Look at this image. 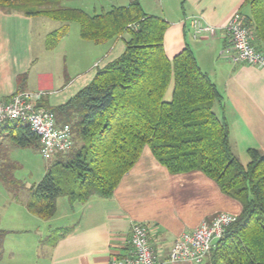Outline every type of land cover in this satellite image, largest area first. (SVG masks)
<instances>
[{
  "label": "trees",
  "instance_id": "1",
  "mask_svg": "<svg viewBox=\"0 0 264 264\" xmlns=\"http://www.w3.org/2000/svg\"><path fill=\"white\" fill-rule=\"evenodd\" d=\"M63 1L70 0H0V9L62 23L46 37L47 50L68 35L70 23H78L80 37L96 45L126 34L128 40L124 52L98 69L87 86L50 109L58 124L71 126L74 146L52 156L42 180L28 190V210L48 221L61 197L71 204L111 197L149 147L171 174L201 172L242 207L206 264H264V154L249 149L250 162L244 166L234 153L229 125L214 112L221 95L194 52L187 47L170 60L164 49L168 22L147 14L139 0L98 15L59 6ZM245 5L250 11L246 24L255 31L254 47L264 52V0H246ZM3 126L13 146L41 147L27 124ZM16 167L0 163V181L14 192L25 188L13 175ZM6 235L0 229V261Z\"/></svg>",
  "mask_w": 264,
  "mask_h": 264
},
{
  "label": "crops",
  "instance_id": "2",
  "mask_svg": "<svg viewBox=\"0 0 264 264\" xmlns=\"http://www.w3.org/2000/svg\"><path fill=\"white\" fill-rule=\"evenodd\" d=\"M139 2L147 14L168 22L164 37L167 57L172 60L190 48L200 69L215 84L221 100L215 104L214 112L228 123L233 150L241 163L249 164V149L264 154V67L234 64L223 54L230 44L223 28L235 13H240L246 22L250 15V11H244L248 8L246 0ZM196 16L214 26L216 35L194 39L190 20ZM45 19L0 9V101L28 91L45 93L40 101L44 108L65 104L93 80L98 69L117 58L111 56V51L120 40L127 41L124 35L106 43L110 49L102 60H109L101 65L94 59L103 55L102 47H90L95 55L87 62V52L79 54L88 46L87 41L79 35L73 48L69 43L67 51L79 62H67L64 70L56 69L50 62L56 48L47 50L46 37L62 25L51 28ZM81 79L84 80L80 82ZM3 127L0 126V163L8 161L17 166L10 159L17 147L3 133ZM18 194L5 188L0 193V229L7 231L0 264H110L114 258L128 254L136 223L150 228L152 244L162 249L160 264H194L166 261L177 238L182 233H193L218 213L239 217L242 210L238 201L223 194L217 183L203 173L171 174L157 162L149 147L143 149L111 197L94 196L84 204H71L61 197L56 214L48 221L28 210L29 191L24 199ZM208 261L209 257L204 264Z\"/></svg>",
  "mask_w": 264,
  "mask_h": 264
},
{
  "label": "built area",
  "instance_id": "3",
  "mask_svg": "<svg viewBox=\"0 0 264 264\" xmlns=\"http://www.w3.org/2000/svg\"><path fill=\"white\" fill-rule=\"evenodd\" d=\"M190 29L194 39L205 35L215 36L217 33L214 26L199 16L190 20ZM223 32L230 41L223 51L226 58L234 64L264 67V52L258 51L253 44L255 31L246 24L240 13L230 18ZM44 95L43 92L22 91L13 94L7 101H0V126L9 122L27 124L39 138L42 156L49 159L56 153L69 152L74 141L71 126L58 124L50 109L39 106ZM237 220V215L218 213L210 221H204L193 233H182L171 247L166 261L203 264L227 229ZM130 245L128 254L120 259L114 258L110 264H160L162 249L152 244L148 225H133Z\"/></svg>",
  "mask_w": 264,
  "mask_h": 264
},
{
  "label": "rangeland",
  "instance_id": "4",
  "mask_svg": "<svg viewBox=\"0 0 264 264\" xmlns=\"http://www.w3.org/2000/svg\"><path fill=\"white\" fill-rule=\"evenodd\" d=\"M129 3H130V0H70V1L61 2L59 6L79 8V9L85 10L91 15H97L102 12L110 10L113 6H126ZM24 9H22V11ZM244 11L245 13H247L249 11V8L246 7ZM45 21H47L49 27L51 28H53L56 25H63L60 22L59 24L58 22H54V21L47 20V19H45ZM79 35H80L79 24L70 23L69 33L67 36L68 38L67 40H65L66 42L65 43L62 42L59 47H58L59 45L58 44L53 56L50 58V62H52L53 66L56 67V69H58L59 67H62L64 70L67 62L69 63L79 62L77 57L69 56L67 53L69 43H70V47L73 48V44H75L74 39L75 38L78 39ZM125 40H128L127 34L125 35ZM86 43L88 46L85 47L82 53H79V54H83L84 52H87L86 53L87 62L90 60V58H92V56L95 55V52L91 51L90 47H102L101 49L104 50V52L102 53L103 55H100L96 59H94L100 62L101 65L105 63L104 61L109 60V59L102 60L103 59L102 56H104L105 53L109 52L108 50L110 49L109 47L107 48L106 44L96 45L91 41H87ZM123 46L125 49L124 41L120 40L115 50L111 51L112 53L111 56H113V58L119 57L124 51ZM81 65H82V61H81ZM91 74L92 72L86 74V76H84V79L89 78ZM84 79H81L80 82H82V80ZM172 90H173V83L170 85V88L168 89L166 93L165 100L167 101L171 100ZM10 159L12 160V162L17 164V167L13 170L14 177L22 181L25 184V188L17 192L19 193L18 196L20 199H24L28 195L27 193H28L29 188L42 180V178L45 175L46 169L48 168V166L51 164L53 160L52 157L49 159L44 158L41 155V147H37V145H32L27 148H16L12 152ZM4 188L7 189L8 191H11V188L8 185L0 181V193L1 194L4 193ZM62 199L66 201V198H62ZM41 230L45 231V228H42Z\"/></svg>",
  "mask_w": 264,
  "mask_h": 264
}]
</instances>
